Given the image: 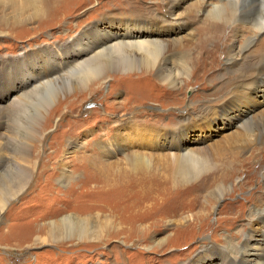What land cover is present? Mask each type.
Here are the masks:
<instances>
[{"label": "bare ground", "instance_id": "obj_1", "mask_svg": "<svg viewBox=\"0 0 264 264\" xmlns=\"http://www.w3.org/2000/svg\"><path fill=\"white\" fill-rule=\"evenodd\" d=\"M0 1L10 10V13H7L8 16L4 15L0 19V22H4L10 27V34V31L18 27L20 23L33 19L39 25L42 23L44 25L49 20L59 22L69 12L75 13L83 6L96 0ZM187 3L189 6L185 13L180 14L179 8ZM164 5L167 7L168 16H170L168 21L164 20L167 23L166 27L163 26L160 29L154 27V25L156 26L155 20H150L151 27H147L145 26L147 20H135L133 18L125 20V22L108 20L109 22H106L101 28L97 22H94L79 29V31H74V34L66 42L57 43L55 48L51 47L41 52L47 58L41 68L38 66L35 69V65L34 67L31 65L35 63L32 60H38L37 57L40 58V51H32L31 54L21 55L19 58H11V60L5 56L0 57V76L5 74L7 66L20 68L16 78L7 81L11 83V89L13 88L15 94L10 99L8 97L9 92L6 91L5 97L0 98V214L5 205L10 200L15 199L16 194L24 191V188L30 183L34 165L38 161L36 159V151L38 150L36 149H39L45 140L46 126L51 124L53 114L64 104L66 108L71 106L85 92L90 93L92 90L99 89L112 76L115 77L110 73L111 70L124 75L139 73L143 77H148L150 73H153L163 86L175 89L184 82L183 76L185 79H189L190 74L194 73V69L205 71L206 68L210 70L213 67L218 57L217 45L203 52L204 57L200 56L201 51L191 59V53L188 49L193 44V32L191 33L189 30L183 36H168L181 34L180 31L183 29L187 30L189 27L184 24V20L190 15L207 20V25L217 32L221 31L223 25L227 23L230 28L229 33L233 36L232 42L230 41L231 44L227 48L226 55H223L226 62L234 67L231 72L227 70V74L235 72L236 77L234 75L233 81L228 80L229 83L223 85L222 90L227 89L229 92L224 94L226 96L224 101L217 105L213 111L211 110L214 107L202 114L200 111L198 112V108H196L197 110L194 109L193 112L197 113L195 116L199 115L198 118L190 117L193 112H189L191 106L188 107L187 115L189 117L171 123L174 127L162 124L150 127L141 120H134L132 117L136 116L135 114L128 117L120 116L118 117L119 123L114 126V130L118 131L119 134H113L110 141H96L98 150L96 149L97 153L92 151V156L81 157L80 154H76L84 142H79L74 137L67 138L66 145L61 149V160L55 163L51 174L54 175L58 170L57 182L61 185H67L75 178V171L71 170L70 164L74 163L76 167H83L86 172V178H83L85 179L84 182L80 185L73 183L71 188L68 186L70 188L68 190L72 191L74 200L80 196H85L91 201L98 195L100 198L104 197L107 192L117 193L121 189L118 186L119 183L125 182L132 175L138 179L144 175L154 176L152 164L161 162L166 173L164 176H159L157 189L160 192L156 193L155 196H160L157 201H160L158 206H160L161 211V225L167 227L171 224L174 227L170 239L161 238L156 242V245L165 243L164 247H170L177 235L176 231L179 229H193L197 224L202 227L208 214L213 212L212 209L218 201L228 194L229 189L225 181L232 177V172L229 174L221 171L222 173L219 172L221 173L219 174L216 171L218 168L217 159H219L220 153L224 151L223 148L231 147V150H236L224 154L223 157L231 154V158H235V163L241 160L239 169H245L248 177L252 176L253 171L248 165L250 158L264 155V109H261V114L256 117L255 109L246 114L240 111L238 107L241 104H252L253 108H256L254 98L257 95L264 97V0H165ZM78 25L79 23L76 26ZM58 46L62 49L65 57L67 53L74 54V57L70 61L57 62L56 65L51 66H57V69L53 70L50 63ZM249 57L250 59H248ZM36 64H40V62L38 61ZM15 82L19 83L16 85ZM0 84L2 87L3 83L0 82ZM76 90L79 91L72 93L70 99V92ZM58 93L61 97L62 94L65 95L64 98L60 97L59 100H56ZM5 99L7 100L2 102ZM53 101L57 102L54 107H51ZM133 112L136 113L134 110ZM219 120L222 123V129L226 126L227 128H235L230 134L224 136L222 141L224 145L216 142L210 145L212 148L209 149L208 146L183 144L186 131L191 128H196L199 131L206 129L207 131ZM121 130H125V132L122 134L120 133ZM179 135H181L180 138H177ZM169 137H171L170 141L167 140ZM168 146L173 149L170 153L150 152L151 149L157 151L168 148ZM245 152L248 155L243 157ZM118 153L123 154L122 157L116 158ZM88 166L91 167L89 171L86 170ZM6 170H9L8 173H5ZM216 176L218 179H215ZM209 177L211 183L207 184L206 179ZM88 178H91L90 182H87L86 179ZM83 179H79V181ZM153 179L157 178L154 177ZM5 182L15 183L13 187L4 192L2 186ZM91 183H94L93 189L96 190L92 189L93 191H91ZM125 183L127 187L137 186L129 183V180L128 183ZM245 183L247 182L245 181L243 184L245 185ZM261 185L264 188V173ZM201 186L202 191H195ZM77 189L79 190L77 191ZM256 197L255 194H251L245 201L243 200L246 203L243 205L247 209L250 230L254 226L255 228L258 226V235L253 230L247 233L239 230L232 235H224L220 245H217L221 256L219 264H264V196ZM89 203L86 201L79 205L84 207L88 206ZM247 203L249 204L247 205ZM132 204L134 206V203ZM195 204L199 205L198 211L193 212L189 217H183L185 210H191L190 206L193 205L194 207ZM101 216L98 212L94 214L90 212L63 214L56 210L52 216L54 218L48 219L40 226L42 230H38V232H42V234L33 237V241L31 238L30 243H28L29 239L24 240L23 243H28L27 246L34 245L36 241L38 243L64 245L65 241H68L77 246L89 247L90 245L102 244L127 231H132L131 227L117 224L115 218L110 217L105 221L108 216L102 218ZM134 223L137 225L133 228L135 231L145 227V225H141L142 222L135 221ZM226 225H230L229 222H226ZM240 238L241 241H237ZM203 239L206 243L202 246L201 254L194 260V264L211 258L212 256L208 257L206 253H203L213 251V248L216 247L214 243L212 244L210 237L204 236ZM16 246L20 248V244L16 243L14 247ZM145 246L147 248V245ZM224 252L227 254L225 253L226 257L222 258ZM216 256L220 257L217 253Z\"/></svg>", "mask_w": 264, "mask_h": 264}, {"label": "rangeland", "instance_id": "obj_2", "mask_svg": "<svg viewBox=\"0 0 264 264\" xmlns=\"http://www.w3.org/2000/svg\"><path fill=\"white\" fill-rule=\"evenodd\" d=\"M100 1L101 0L92 1L89 5L83 6L78 11H75V13L69 12L66 14V17L60 19V23L49 20L46 24L42 25V23L39 25L34 19L25 21L24 23H20V26L18 25V27L12 29L10 34V27H8L7 24L5 25L4 22H0V57L5 56L11 60V58H19L21 55L25 56L31 54L32 51H40V58L37 57L38 60H32V62L35 63L31 65L33 67L35 65V69L38 68V66L41 68L45 64L44 60L47 59L41 52L51 47L55 48L57 43L62 44L66 42L70 36L74 34V31H79V29L89 26V24L94 22H97L101 28L109 21L122 20L125 22V20L133 18L135 20H147L145 26L151 27L150 20H155L156 26L154 25V27L160 29V27H166L167 23H165V21H168L170 18L166 12L167 7L164 5L165 0H128L125 2L120 0H103L102 3H99ZM188 6L189 4L187 3L179 8V13L184 14ZM5 7L6 5L0 1V19L2 16H8L10 13L8 7ZM188 17L187 19L185 18V23L183 22L189 27L187 30L183 29L180 31L181 34H170L168 36H183L186 34L185 32L191 30V33L193 32V44L190 49H188L191 53V59L197 56L201 51L200 56L204 57L205 54L203 52L217 45L218 57L213 67L210 70L206 68L205 71L194 69V73L190 74L189 79H185V76H183L182 80H184V82L179 84L175 89L163 86L162 82L156 78L153 73H150L148 77H143L142 74L139 73L124 75L120 74L118 71L111 70L110 73L115 77L112 76L106 83L102 84L99 89L92 90L90 93L85 92L71 106L66 108L64 104L56 111V114H53L55 119L54 116L52 117L54 121L52 119L51 124L46 126L47 131L45 132L46 136L42 146L36 149L38 150L36 151V159L38 161L34 165V170L31 174L32 179L28 184L29 186L27 185L24 191L22 190L18 193L19 195L16 194L17 196L15 199L10 200L0 214V264H194V260L201 254L200 250L206 243L205 239H203L204 236L210 237L212 239V244L214 243L216 247L213 248V251H205L203 254L206 253L208 257H212L207 261H201L199 259V261H201L200 263L219 264L221 256L218 246L224 235H232L239 230L243 233L253 230V232L258 235V226L256 228L254 226L252 230H250V220H248L246 213L247 209H245L243 203H245V199L250 197L251 194H255V197L264 196V188L261 185L264 173V155H259L257 158L252 156L250 158L248 165L253 172L252 176L248 177V173L245 169H239L238 167L241 160L235 163V158H231V154L223 157L224 154L230 151L235 152L236 150H231V147L227 149L223 148L222 150L224 151L220 153V157L217 159L218 168L216 171L218 173L222 171L229 174L232 172V177L225 181L229 189V195H224L218 201L217 205L212 209L213 212L208 214L202 227H199L197 224L193 229H179L176 231L177 235L174 237L170 247H164L163 245H165V243L163 245H156V242L161 238L170 239V235L174 228L171 224L167 227H164L163 224L161 225V211L160 206H158L160 205V201H157L158 198L160 199V196H155L156 193L160 192L157 189L159 187V176H164L166 173L163 170L161 162L152 164V169L154 171L152 172L154 175L152 177L144 175L138 179L132 175L131 177L127 176V179L125 178V182L128 183L129 180V183L136 184L137 186L127 187V184L121 181L118 185L121 189L117 193L111 194L107 192L104 197L100 198L98 195V197H94L91 201L85 196L80 195H77L80 197L74 200L75 197L71 194L72 191L68 190L73 183H78V185H80L84 182L85 179L83 178H86V172L83 167H76L74 163L70 164L72 166L70 167L71 170H73V172L75 171V178L73 181H70L69 184L67 183V185H61L57 182V168L54 175L51 174L55 163L61 160V149L66 145L67 138L74 137L79 140V142H84L83 146L79 148L76 154H80L81 157L92 156L93 152L98 150V148H96V141H110L112 135L118 133V131L114 130V126L119 123L118 117L120 116L128 117L135 114L136 116L132 115L134 116L132 117L134 120H141L150 127L152 125L158 126L161 124L170 126L171 123L173 124L179 119L181 120L189 117L187 113L189 111L188 107L190 106L191 109L189 112H193L194 109L197 110L196 108H198V112L200 111L202 114L214 107L211 110L213 111L217 108V105H220V103L224 101L225 95L229 92L227 89L222 90V87L228 80L233 81L234 75L236 77L235 72L227 74V70L231 72L234 67L226 62L224 56L233 38V36L230 35L231 33H229L230 28L228 23L223 25L221 31L217 32L207 25V20L196 17L195 15H190ZM78 23L79 25L76 26ZM10 26L12 25L10 24ZM151 34L154 35V33ZM61 50L62 49L58 46L57 51H54L55 53L50 63L52 65H50V67L56 65L57 62L70 61V59L74 57V54L71 53H67L65 57ZM248 59H250V57ZM38 61L40 64H36ZM7 67V70L4 72L5 74L0 76V82L3 83V86L0 87V98L2 96L5 97L4 95L6 91H8V97L11 99L15 92L12 90L13 88L11 89V83L7 81L12 80V78L18 75L20 68H14V66ZM51 68L56 70L57 66ZM18 83L19 82H15L16 85ZM78 91L79 90L71 91V97L69 98H72V93ZM57 95L56 100H59L61 95L60 93ZM64 96L65 95L62 94L61 98H64ZM6 100L7 99L2 100V102ZM254 100L256 101V108H253L252 104H241L238 109L246 114L249 111L253 112L255 109L254 114L257 113L255 116L258 117V114H261L260 111L264 109V97L257 95ZM56 102L57 101H53L51 107H54ZM125 102L126 105H124ZM121 104H123V106H121ZM133 110L136 111V113H134ZM196 114L197 113L193 112L190 117L198 118L199 115L195 116ZM171 126L174 127L173 125ZM221 126L222 123L219 120L216 124L212 125L211 128H208V130L210 129L209 131H206V129L199 131L196 128H191L186 131L187 133L183 144L190 146H208L209 149L212 148L210 145L216 142H220L222 145L224 136L230 134L235 128H227L226 126V128L222 129ZM217 127H219V129H216ZM124 132L125 130H121L120 133L123 134ZM180 136L181 135L177 138H180ZM167 140L170 141L171 137ZM169 147L170 146L157 151L151 149L150 152L170 153L173 149ZM245 153L243 157L248 155L247 152ZM122 155L123 154L118 153L115 157H122ZM103 159H105V157H103ZM231 159L232 161H230ZM90 169L91 167L89 166L86 168L87 171ZM8 171L9 170H6L5 173H8ZM154 177L158 180L153 179ZM216 178L218 179V176H216L215 179ZM79 179L83 180L79 181ZM86 180L90 182L91 178ZM206 181L208 182L207 184H210V177L207 178ZM245 181L247 183L244 185L243 183ZM14 183L15 182L3 183V191L6 192L9 188L13 187ZM204 184L205 182L203 185ZM93 186L94 183H91V191L96 190L93 189ZM78 190L79 189H77V191ZM195 191H202V186L196 188ZM153 192L155 193L153 194ZM143 196H146V198ZM86 201L90 202L88 206L81 207L79 205ZM132 203H134V206ZM248 204L249 203H247V205ZM190 208L191 210H185L183 217H189L193 212L198 211L199 205L197 206L195 204L194 207L192 205ZM56 210L58 213L63 214L71 212H90L94 214L98 212L102 215L101 218L108 216L105 218V221L110 217L112 219L115 218L117 224L131 227L132 231L128 232L126 230V233L118 237L109 239L102 244L99 243V245H90L89 247L84 245L77 246L74 245L75 243L73 244L68 241H65L64 245L38 243L36 241L34 245L31 244L32 246H27L31 238L33 241L36 235L42 234V232H38V230H42L40 226H42L44 222H47L48 219L54 218L52 216ZM131 215L133 216L129 219ZM224 218L227 219L225 220ZM135 221L142 222L141 225H145V227L135 231L133 229L135 226L137 227L136 223H134ZM226 222H229L230 225H226ZM165 224L168 225V223ZM28 239V243H23L24 240ZM237 241H241V238ZM16 243L20 244V248L17 246L14 247ZM145 245H147V248H145ZM215 252L220 257L216 256ZM225 253L227 254V252H224L222 258L226 257Z\"/></svg>", "mask_w": 264, "mask_h": 264}]
</instances>
